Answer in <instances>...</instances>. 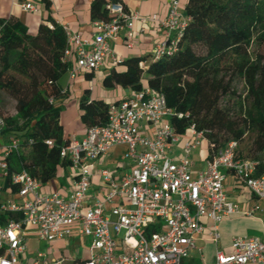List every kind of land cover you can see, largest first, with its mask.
<instances>
[{
	"label": "built area",
	"instance_id": "obj_1",
	"mask_svg": "<svg viewBox=\"0 0 264 264\" xmlns=\"http://www.w3.org/2000/svg\"><path fill=\"white\" fill-rule=\"evenodd\" d=\"M168 5L167 17L159 22L167 37L154 47V60L177 50L189 19L183 0H168ZM106 6L110 17L92 22L91 37L64 27L67 47L63 59L71 78L98 70L109 60L120 65L124 59L114 51L112 41L126 29L132 47L135 22L151 20L126 9L121 1L109 0ZM21 7L37 10L31 2L21 3ZM1 28L0 24V35ZM187 116L169 107L165 96L149 86L109 103L106 124L87 128L81 139L72 135L61 148L60 156L76 170L67 194L43 193L41 180L27 170L9 174L7 158L21 149V139L10 134L2 147L1 179L5 183L10 177L20 201H0L3 212L16 215L0 224V264H264V237L248 235L235 236L231 251L218 250L212 262L203 257L200 263L193 261V252L201 251L197 240L206 230L204 218L212 221L209 240L218 242L223 220L241 212L239 204L228 197V175L236 186L248 188L263 201L264 175H256L257 160L239 154L236 140L208 155L202 170H194L191 155L208 140L195 123L181 134L170 121L171 117ZM145 122L152 127L151 134L146 132ZM4 126L0 117V133ZM46 143L53 144L51 140ZM115 146H125L126 158L134 165L118 179L109 169H102L99 174L107 188L104 199L88 204L94 175L90 163ZM177 146L181 153L173 156ZM259 208L256 205L247 214ZM74 234L90 241L86 258L80 257L79 250L59 259L49 255L54 249L37 255L28 252L31 235L48 243L65 241Z\"/></svg>",
	"mask_w": 264,
	"mask_h": 264
},
{
	"label": "trees",
	"instance_id": "obj_2",
	"mask_svg": "<svg viewBox=\"0 0 264 264\" xmlns=\"http://www.w3.org/2000/svg\"><path fill=\"white\" fill-rule=\"evenodd\" d=\"M109 0L91 4L93 21L109 19ZM118 1V0H110ZM189 18L178 39L177 50L154 60L152 55L124 59L103 79V86H121L141 90L147 85L165 96L167 105L188 114L183 119L171 117L176 130L184 134L195 123L205 132L209 157L230 140L240 142L248 132L255 134L251 158L259 162L256 175H264V54L251 51L252 45L264 46V0H185ZM0 91L16 102V113L4 120L0 135L15 134L28 152H13L8 158L9 174L27 170L42 184L54 179L60 168L70 163L60 156L65 137L61 121L67 97L60 79L68 70L63 59L67 36L62 25L53 21L41 24L36 34L17 17L0 19ZM148 61L145 67L142 62ZM244 79L246 95L239 112L221 106V100L234 92L228 73ZM92 78L93 73L88 74ZM247 100V104L245 101ZM80 119L86 128L103 126L109 118V104L91 99L86 90L80 99ZM53 142L52 145L46 143ZM4 189L11 193L18 187L8 176ZM16 215L1 210L0 224Z\"/></svg>",
	"mask_w": 264,
	"mask_h": 264
},
{
	"label": "crops",
	"instance_id": "obj_3",
	"mask_svg": "<svg viewBox=\"0 0 264 264\" xmlns=\"http://www.w3.org/2000/svg\"><path fill=\"white\" fill-rule=\"evenodd\" d=\"M95 0H0V19L15 16L19 18L28 28L31 34H36L41 24L51 25L53 21L69 29L72 32L78 33L83 37H91L93 34L91 4ZM121 1L125 8L138 12L143 17L151 18L147 23L136 21L133 28V46H128L127 30L120 31L119 36L112 41L114 51L123 59L134 56H150L153 49L159 42L166 39L167 35L164 29L160 26V20L167 17L169 12L168 0H118ZM31 2L36 5V11H26L21 7V3ZM183 10L185 11V0H183ZM145 30H142V29ZM148 61L142 62V66ZM117 67L119 70L122 66H115L111 60L107 61L98 70L93 71V76L90 78L88 74L91 72H83L75 78L70 77L67 72L60 79L61 89L66 92L67 97L57 103L62 106L61 121L64 126L65 137L68 139L72 135L81 139L86 134L87 128L82 123L80 116V99L86 90H89L91 99H100L108 104L118 101L128 96L134 91L131 88H123L115 86L111 89L103 86L104 77L109 72ZM144 87L148 86L146 79L143 81ZM146 132L152 133L153 129L148 124L144 123ZM8 142L7 135H0V151ZM181 153V147L177 146L172 153L177 156ZM209 155V144L205 140L192 153L193 169L202 170L206 165V160ZM134 165V162L126 158V147L115 146L106 155L101 156L97 161L90 163V168L93 170L92 186L89 193L88 204L96 200H103L106 193V184L103 183L99 172L102 169H109L115 178H120ZM76 176V170L71 166L60 168L57 176L50 182L42 184L41 191L50 193L59 191L67 194L71 189L72 179ZM4 184L1 183V191H5L6 198L0 196V201L13 199L20 201L18 191L11 193L9 189H4ZM227 193L228 197L237 202L241 212L232 214L226 217L220 224V237L218 242L209 240V229L212 221L209 218H204L206 230L197 240V245L201 251L193 252V261L200 263L202 257L206 262H212L215 259V254L218 250L226 253L231 251L233 238L235 236H259L264 237V201L257 198L253 193L244 186H236L234 178L231 174L227 177ZM258 205L259 209L253 214H247ZM74 236V235H73ZM78 237V235H75ZM79 238V237H78ZM62 242V241H58ZM86 251V250H85ZM63 253L64 250L62 251ZM87 253V252H86ZM197 256H195V255Z\"/></svg>",
	"mask_w": 264,
	"mask_h": 264
},
{
	"label": "rangeland",
	"instance_id": "obj_4",
	"mask_svg": "<svg viewBox=\"0 0 264 264\" xmlns=\"http://www.w3.org/2000/svg\"><path fill=\"white\" fill-rule=\"evenodd\" d=\"M251 51H260L261 53L264 54V46L262 47H257L256 45H252ZM226 79L232 81L231 83V90L234 92L233 94L229 96H225L221 100V106H229L233 108L236 112H239V106L241 103V100L245 97L246 95V85L244 82V79L239 76V75H232L230 72L226 75ZM247 104V100L245 101ZM16 102L15 100L10 97L8 94L5 92L0 91V113L3 114V116H9L13 115L16 113ZM255 134L253 132H248L243 140L239 144V151L243 156H251V148H252V143L254 139ZM1 148V146H0ZM21 152L27 153L28 148L26 146L21 147ZM3 158V152L0 151V160ZM2 183L1 179V171H0V184ZM0 196L4 199L7 197V194L5 191H1ZM74 236L66 239L65 241L62 242H48L44 243L41 242L36 235H31L28 238V252L32 255H37L38 252H49L50 249H54V251L50 252V256L59 259L65 256H71L73 255L76 251L79 250V254L81 258H86L87 253L85 251V247L89 246L90 241H87L85 238L82 237H77ZM64 250V254L63 251ZM195 255V254H194ZM196 256V255H195ZM197 257V256H196Z\"/></svg>",
	"mask_w": 264,
	"mask_h": 264
}]
</instances>
